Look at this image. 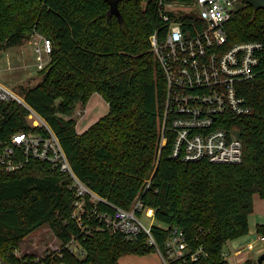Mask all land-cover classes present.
I'll list each match as a JSON object with an SVG mask.
<instances>
[{
  "label": "trees",
  "instance_id": "obj_1",
  "mask_svg": "<svg viewBox=\"0 0 264 264\" xmlns=\"http://www.w3.org/2000/svg\"><path fill=\"white\" fill-rule=\"evenodd\" d=\"M158 2L121 1L118 20L103 0H0V52L34 33L51 43L41 82L20 91L23 104L0 101V141L19 132L47 134L27 122V106L47 124L90 191L127 210L145 190L143 202L163 225L151 228L158 247L180 229L190 251L201 247L208 254L185 264H230L223 256L226 242L248 234L253 197L264 199V74L241 84L252 113L227 125L240 134L241 163L172 159L171 141L158 153L166 85L149 44L155 31L164 40ZM225 29L231 43L264 45V10L244 5ZM93 94L102 97L108 112L79 134L71 116ZM71 184L68 174L35 159L17 171L0 172L1 260L22 264L16 244L43 226L61 243L44 264H119L123 256L155 252L143 237L131 242L96 229V223L82 233L72 218ZM256 234L264 237V225H256ZM72 238L83 256L65 247Z\"/></svg>",
  "mask_w": 264,
  "mask_h": 264
},
{
  "label": "built area",
  "instance_id": "obj_2",
  "mask_svg": "<svg viewBox=\"0 0 264 264\" xmlns=\"http://www.w3.org/2000/svg\"><path fill=\"white\" fill-rule=\"evenodd\" d=\"M241 0H194L189 4L159 0L164 40L155 31L149 37L150 49L165 80V108L159 133L158 153L170 143L169 158L183 162L206 161L212 164H239L242 142L227 125L236 117L249 115L252 108L242 95V83L264 74V45L258 41L229 42L226 24L242 8ZM37 66L44 68L50 58L51 43L43 39L37 49ZM23 101L0 85V101ZM27 118L43 133L19 132L8 142L0 141V172H14L29 160L46 162L52 169L72 179L75 201L72 218L82 233L96 223V229L122 235L137 242L141 237L154 247L163 264H185L206 258L201 247L190 251L185 234L174 229L158 247L151 233L154 210L145 205L139 193L125 210L90 191L72 172L55 135L32 109ZM147 188V187H146ZM101 203V206L99 205ZM153 224L144 226L142 219ZM89 228V229H88ZM264 242V237L259 236ZM83 256L76 238L65 246ZM17 257L18 255L14 253ZM224 256V254H223ZM0 264H7L0 259ZM22 264H44L41 260Z\"/></svg>",
  "mask_w": 264,
  "mask_h": 264
},
{
  "label": "rangeland",
  "instance_id": "obj_3",
  "mask_svg": "<svg viewBox=\"0 0 264 264\" xmlns=\"http://www.w3.org/2000/svg\"><path fill=\"white\" fill-rule=\"evenodd\" d=\"M43 35L34 33L22 39L18 45L0 52V85L18 96L21 100V89H27L41 82V71L48 65L50 58H46L44 68L37 66V49L41 47ZM108 112V105L99 94H93L85 105L77 104L71 118L76 122V131L84 132L90 125ZM33 126V120L27 118ZM263 200L256 199L253 212L248 216L250 228H255V220L260 215L264 217ZM144 226L153 224L149 219H142ZM161 227L162 224L155 223ZM226 242L224 248L227 246ZM61 249V243L48 226H43L18 242L14 253L27 261L43 260L47 255L56 254ZM224 251V250H223ZM16 256V255H15ZM119 264H163L157 252L146 256L127 255L119 259Z\"/></svg>",
  "mask_w": 264,
  "mask_h": 264
},
{
  "label": "crops",
  "instance_id": "obj_4",
  "mask_svg": "<svg viewBox=\"0 0 264 264\" xmlns=\"http://www.w3.org/2000/svg\"><path fill=\"white\" fill-rule=\"evenodd\" d=\"M256 199L258 202L259 200H263L264 202V199L259 198L258 195H254V206ZM261 204L264 203L261 202ZM255 221V228H250L248 224L249 229L247 235L232 241H228L227 246L224 248L223 254L225 259L230 264H247L248 262L254 263L257 258L264 253V242L261 241L259 235L256 234V225H264V217L260 215L258 220L256 219ZM262 264H264V261Z\"/></svg>",
  "mask_w": 264,
  "mask_h": 264
},
{
  "label": "water",
  "instance_id": "obj_5",
  "mask_svg": "<svg viewBox=\"0 0 264 264\" xmlns=\"http://www.w3.org/2000/svg\"><path fill=\"white\" fill-rule=\"evenodd\" d=\"M109 5V14L115 16L118 20H121V15L118 9V4L121 1H129V0H103ZM137 1V0H133ZM242 4L239 5L240 8H243L244 5H250L254 12L263 9L264 10V0H241ZM236 137H239V132L235 131ZM264 261V253L261 254L257 260L252 264H262Z\"/></svg>",
  "mask_w": 264,
  "mask_h": 264
}]
</instances>
